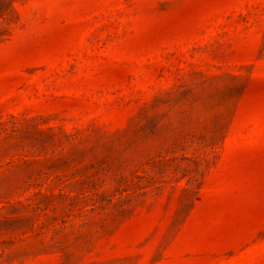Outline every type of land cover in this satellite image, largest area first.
Wrapping results in <instances>:
<instances>
[{"label":"rangeland","instance_id":"obj_1","mask_svg":"<svg viewBox=\"0 0 264 264\" xmlns=\"http://www.w3.org/2000/svg\"><path fill=\"white\" fill-rule=\"evenodd\" d=\"M0 264H264V0H0Z\"/></svg>","mask_w":264,"mask_h":264}]
</instances>
